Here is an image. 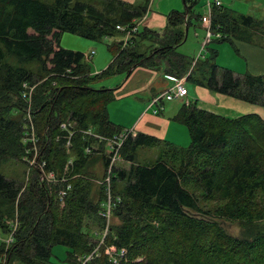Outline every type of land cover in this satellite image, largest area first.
Wrapping results in <instances>:
<instances>
[{
    "label": "trees",
    "instance_id": "obj_1",
    "mask_svg": "<svg viewBox=\"0 0 264 264\" xmlns=\"http://www.w3.org/2000/svg\"><path fill=\"white\" fill-rule=\"evenodd\" d=\"M150 1L137 5L99 0L96 7L79 0H0V165L18 160L26 167L27 180L26 184L0 172V236L17 226L11 244L0 238V264L2 259V264H51L56 245L68 248L67 264H79L80 256L97 247L94 233L105 225L100 216L105 185L98 181L104 179L110 163L104 141L122 131L108 117L114 90L95 89V81L143 67L162 79H185L212 93L264 108V74L238 75L220 68L214 49L202 60L203 55L189 58L177 52L186 41L185 24L189 28L192 19L202 17L192 11L196 1L182 12L169 13L163 30H140L138 21ZM118 26L136 27L125 46ZM210 26L220 34L212 39L230 43L236 52L235 41L259 45L252 36L263 38L256 32L264 28L261 21L224 8L221 2L211 8ZM62 33L95 41L121 38L109 47L111 63L92 74L83 53L60 46ZM32 62L38 64V74L24 66ZM24 84L34 86L30 105L22 96ZM28 114L37 138L38 160L45 171L56 175L54 183L41 181L40 169L29 167L32 146L23 142ZM175 119L189 131L187 147L126 133L119 154L130 167L111 170V192L119 198L112 216L119 223L111 228L105 244L127 250L126 261L120 264H264V212L257 210L253 216L247 208L258 193L264 194V118L246 114L228 119L191 105L184 106ZM87 130L104 141L83 134ZM158 144L169 148L170 159H178L179 164L163 158L152 164L136 163L139 148ZM87 146L97 149L86 153ZM71 158L65 177L70 178L71 189L60 209L57 194L68 182L59 179ZM97 164L104 170L102 176L94 169ZM189 184L206 199L222 201L221 209L202 210ZM191 213L224 223L236 221L249 226L250 234L232 236L221 224ZM6 220H13L10 226ZM87 264L111 263L101 255Z\"/></svg>",
    "mask_w": 264,
    "mask_h": 264
},
{
    "label": "rangeland",
    "instance_id": "obj_2",
    "mask_svg": "<svg viewBox=\"0 0 264 264\" xmlns=\"http://www.w3.org/2000/svg\"><path fill=\"white\" fill-rule=\"evenodd\" d=\"M44 1L48 3L52 2V0H44ZM79 1L85 2V3H92L96 7H98V3H99V0H79ZM197 1H198L197 4L193 6V13L195 15H202V16L206 15L207 14V8L205 6L206 0H197ZM222 1H224V4L226 5L227 3L226 0H222ZM171 2L174 4V0H171ZM175 4L178 6V8H175L178 11H181L182 9H184L182 0H176ZM231 9H233L238 14L250 16V17L255 18L256 20L261 21L262 25L264 26V0H234V3L231 5ZM200 23L196 19L191 20V23L189 25L188 32H187L186 41L177 49V52L184 54L188 56L189 58L190 57L192 58L193 56L195 58L198 55L202 57L203 55V57L201 58L202 60L204 56L206 57L209 56V49H214L217 51V57L215 59V62L220 68L231 70L232 72L238 75L245 74L247 71L246 64H245L246 60L241 57H238V54L236 53L235 49L230 43L228 42L219 43L217 41H214V39H212L213 40L212 42H210L207 45H204L205 47L203 46V43L205 42V39H206L205 29H207V27L205 24H203L205 26V29H204V27H202ZM258 29H263V30L259 31ZM258 29L256 30L257 34L263 35V38L255 37L253 35L252 39L254 40V42L264 45V28L261 26V27H258ZM120 38H121L120 36L105 37L102 40L95 41V40L83 39V38H80L70 33H62L60 37V46L63 49L78 51V52L83 53L85 60L88 62L90 66L92 74H95L105 69L111 63L113 59V52L109 49V47L115 42L119 41ZM92 52H94V54L91 57ZM89 57H91V59ZM10 62L12 61L10 60ZM24 66L32 70L35 74L39 73V66L36 62H32ZM238 71H242V72H238ZM117 77L118 76H112L106 79L95 81L92 87L95 89H100L102 87H111L112 82L116 80L115 78ZM186 87L192 90L194 87V83L192 81H187ZM161 92L162 91H160L156 96H158ZM212 94L216 95L214 93ZM164 101L165 100H162L161 102H164ZM130 102L131 100L122 99L120 102L114 103L113 105H111L108 108L109 118L119 121L123 124H125V122L132 120L136 116L137 109H136L135 103L130 104ZM128 104L132 105L133 108L131 106H127ZM166 104H167L166 106H169V105L171 106L172 104L177 107L181 105V103L178 101L174 103H170V104L166 103ZM219 106H220L219 104L216 105V104L202 102V104H200V107L196 106L195 108L201 109V110H204L210 113H214V114L226 117L228 119L238 118L246 114H257L260 117L264 118V108L263 107H260L259 105L247 103L244 101H242V110L236 109L233 107L220 108ZM183 137L184 136L181 135L179 139L181 140L183 139ZM180 143L182 144V142ZM187 145L189 144H186V147ZM170 155H171V152L169 151V148L161 144H158L151 148H139L136 152V163L141 164V165L152 164L158 159L163 158V159L168 160L171 163H174L175 165H178L179 160L174 159L172 162V160L170 159ZM114 164L125 170H128L130 167V162H128L125 159V157L121 154L119 155V158L115 161ZM25 169H26L25 165L20 163L18 160L8 161L5 164L0 165V172L4 174L6 177L12 178V179H15L21 182L24 181V183L27 184L26 178L24 179ZM94 169L95 171H97L98 175L102 176V174L104 173L103 168H101L99 164H97ZM40 176H41V173H40ZM121 186H123L122 183H121ZM188 189L199 197V200H200L199 204L202 210H205V211L207 210L213 213V212L220 210L221 207L223 206V202L218 199H213V200L206 199L204 194L199 189L194 187L192 184L188 185ZM58 197L59 195L57 194V199ZM59 208L61 209V206ZM247 208L250 210V212H252L251 214L253 216H256L257 210L264 212V194L258 193L256 197L253 199V201L249 203ZM12 221L6 220V224L10 226ZM226 221L227 222L224 224L222 222L220 223L222 226L226 228L227 232L231 234L232 236L239 237L242 235L247 236L250 234L249 226H246V225L241 226V224L236 223V221L232 222L231 224L230 223L231 221L228 222L227 219ZM118 223L119 222L117 221V219L112 216L107 223L109 231L111 230L112 227L117 226ZM8 236L9 234L4 237L0 236V238L3 239L4 242H7ZM68 251H69L68 248L64 246L56 245L52 247L50 263L51 264H67L66 257H67ZM2 263H3V259L1 260V264Z\"/></svg>",
    "mask_w": 264,
    "mask_h": 264
},
{
    "label": "crops",
    "instance_id": "obj_3",
    "mask_svg": "<svg viewBox=\"0 0 264 264\" xmlns=\"http://www.w3.org/2000/svg\"><path fill=\"white\" fill-rule=\"evenodd\" d=\"M121 1L128 4L142 5L146 0ZM151 1L148 5L145 16L138 21L140 30L147 29L161 31L166 26V18L169 13L172 11L182 12L186 10V6H189L194 1L198 2L197 0H182L184 9L178 11L175 9L178 8L175 4L176 0H174V4L171 0ZM220 2L222 7L234 11L231 9V5L234 3V0H226V5L224 4V1L220 0ZM197 21L200 23V20ZM200 24L205 29V26L202 23ZM234 45L237 50L236 53L238 54V57L246 60V73L253 75L264 74V46L254 43H245L242 41H235ZM115 76L118 77L112 82L111 87H103L114 90V100L108 105V108L114 103L120 102L122 99L131 100L130 104L135 103L137 113L132 120L125 122V124L111 118H109V120L116 127L120 128L121 131H129L134 135L141 133L152 136L168 142L175 147H186V144L190 143V134L187 127L177 122L175 119L184 106L192 105L200 107V104L205 102L216 105L219 104L220 108L233 107L242 110V101L216 93H214L216 95H213L211 91L207 90V88L198 85H194L192 90L187 88L186 96L178 97L171 101L160 102L159 105H151L150 101L160 91L165 92L168 88H170L173 85V82L167 80V78L162 79L155 71L143 67H133L127 75L122 74ZM177 101L181 103L178 107L172 104L171 106H166V103L170 104ZM137 102L142 103H140V105ZM130 104L127 106H131L133 108ZM181 135L184 137L180 140L179 137H181ZM180 142H182V144Z\"/></svg>",
    "mask_w": 264,
    "mask_h": 264
},
{
    "label": "built area",
    "instance_id": "obj_4",
    "mask_svg": "<svg viewBox=\"0 0 264 264\" xmlns=\"http://www.w3.org/2000/svg\"><path fill=\"white\" fill-rule=\"evenodd\" d=\"M206 6H207V14L202 16L200 19V22L202 24H205L207 29H206V39L205 42L203 43V46L207 43H209L211 41L212 38L216 37V38H220V34H216L213 33L211 31V8L212 6H220V0H206ZM118 30H120L121 32H123L124 37H123V41H124V46L127 44L129 38L132 35V32H134L136 30V27L132 28V29H126L122 26H118L117 27ZM202 46V47H203ZM200 55H198L197 57H199ZM165 78H167V80H170L171 82H173V85L168 88L165 92L160 93L158 96H155L151 101L150 104L151 105H159V103L162 100L165 101H171L175 98L178 97H183L187 95V87L185 85V79H177L174 77H170V76H166ZM24 87V91L22 93L23 98L26 99L28 105H30L31 102V96H32V92H33V87L34 86H29L27 84L23 85ZM158 111V110H157ZM155 111V112H157ZM28 130L25 133V136L23 138V142H30V145L32 146V152H33V156L30 160H28V164L29 167H33V166H37L40 171H41V181H46L48 183H54L56 182L58 179L56 178V175L52 172V171H45L44 170V163L40 162L38 160V152L36 149V143H37V138L35 137V132L33 129V125L31 122V118L30 115L28 114ZM70 124H72L70 122ZM61 128H66V124H62ZM126 133H130L129 131H122L121 133L112 136L109 139H106V141H104V139L96 134H94L91 130H87V131H83V134H85L86 136H93L94 138H96L99 142H105L104 144V152L106 157L109 159V166L107 168L106 171V176L104 177V179L102 181H98L99 184H104L105 185V199H103V201L101 202V206L103 207L102 211L100 212V216L102 218H104L105 220V225L104 227L99 231V233H94V235L96 236L95 241H97V247L92 250L90 253H87L83 256H80L77 261L79 264H87L89 263L91 260H93L96 257H100L101 255H104L108 262H110L111 264H120V262L122 261H126L127 258V250L125 248H121L118 249L116 246L114 245H106L105 244V240L106 237L108 236V226L107 223L110 220V218L112 217V209L116 206V202H119V198L118 197H112V192H111V170L113 166H116L114 163L115 161L119 158V152L121 149V146L125 140L126 137ZM71 135L72 132L69 133V135L66 137V143H65V147L67 148V150L70 149L71 146ZM134 135V134H132ZM97 147V146H96ZM95 146L93 147H89L87 146L85 148V152L89 153L91 151V149L96 150ZM31 150L29 149L30 153ZM73 158H71L66 166H65V173H64V177L59 179L62 182H65L67 184L66 185V189L63 191H59L58 192V201L60 206L63 205L64 202V198L66 195V192L69 191L71 189V185L69 184L70 178H65L66 175H68V165L72 164ZM113 198V199H111ZM16 231V224H14V226L12 227L9 236H8V241L6 242L7 245L12 243V238L14 235V232Z\"/></svg>",
    "mask_w": 264,
    "mask_h": 264
},
{
    "label": "water",
    "instance_id": "obj_5",
    "mask_svg": "<svg viewBox=\"0 0 264 264\" xmlns=\"http://www.w3.org/2000/svg\"><path fill=\"white\" fill-rule=\"evenodd\" d=\"M187 15H188V12L186 11V13H185V18L187 17ZM187 31H188V28H187V26H186V24H185V38H184V40H186V37H187ZM191 216H195V217H199V218H202V219H204V220H207V221H210V222H215V223H217V224H221L220 222H222L223 224H224V222L223 221H218V220H215V219H212V218H209V217H207V216H204V215H202V214H193V213H191Z\"/></svg>",
    "mask_w": 264,
    "mask_h": 264
}]
</instances>
